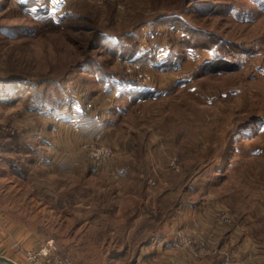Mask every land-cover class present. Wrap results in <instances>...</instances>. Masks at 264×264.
I'll list each match as a JSON object with an SVG mask.
<instances>
[{
  "label": "rangeland",
  "instance_id": "rangeland-1",
  "mask_svg": "<svg viewBox=\"0 0 264 264\" xmlns=\"http://www.w3.org/2000/svg\"><path fill=\"white\" fill-rule=\"evenodd\" d=\"M29 1L0 0V210L8 218H28L37 195L45 236L38 246L8 237V249L23 255L18 262L26 264L23 249L47 238L58 244L45 231L48 213L70 206L78 193L95 197L103 191L109 197L114 179L123 178L117 182L124 185L126 174L116 172L121 161L153 160L155 168H136L144 190L165 181L167 192L179 190L193 207L208 210L198 224L212 222L228 236L238 232L237 238L231 234L233 242L241 237L253 244L263 264L264 134L238 145L234 134L264 128V0ZM168 15L206 33L196 35L201 44L222 37L220 46L239 64L208 69L203 63L212 58L210 50L197 47L186 54L183 31L172 29ZM109 36L126 45L139 41L142 50L170 45L184 58L167 70L156 64L159 56L146 62L113 55L102 43ZM100 72L165 92L142 102H117L128 108L113 125L117 103L103 91ZM81 104L89 114L110 107L104 131L93 133L77 120ZM100 148L103 157L111 149L104 162L96 157ZM190 234L177 232L176 245L200 247ZM13 241L22 249H11Z\"/></svg>",
  "mask_w": 264,
  "mask_h": 264
},
{
  "label": "crops",
  "instance_id": "crops-1",
  "mask_svg": "<svg viewBox=\"0 0 264 264\" xmlns=\"http://www.w3.org/2000/svg\"><path fill=\"white\" fill-rule=\"evenodd\" d=\"M137 56L140 58L135 55L130 59ZM123 80L117 77L115 80L102 82L103 91L112 94L111 100L114 104L156 99L160 93L165 92L163 87H145L139 83L132 85L128 80ZM178 81L182 82L181 87L186 86L185 81ZM81 107L83 109H79L76 114L77 120L87 125L93 133L104 131V120L109 118L105 113L109 114L110 107H103L104 111H93L91 114L83 104ZM127 108L125 103H117L114 109L112 106L111 124L114 125L124 116ZM262 127L263 125L239 130V133L234 134V139H239L235 145L249 141L248 138L251 140L262 137ZM106 128L110 129L108 126ZM140 162L130 164L121 161L116 166L118 174H126L125 182L120 186L117 181L123 178L117 181L114 179L109 197L103 191L94 193L95 197H92L93 193H78L73 204L61 208L59 213H48L45 231L53 234L62 252L71 255L76 264H259L260 259L252 250L255 248L253 244L249 245L241 237L237 239L238 243L231 239V234L234 233L235 238L239 237L238 232H230L228 236L224 228L212 222L202 224L203 226L198 224L199 215L208 213V210L199 211L193 207L194 203L179 197V190L174 192L169 189L167 192L166 182L159 179L158 185L147 183L144 190L140 186L142 176L140 177L136 168L150 170L155 165L153 160ZM34 196L31 199L36 200V203L30 209L29 220H24L28 218L18 213L14 218H8L9 215L0 210V253L13 255L17 261L23 260V255L20 252L13 254L8 249L10 237L19 238L26 246H38L45 237L41 232L44 228L39 222V201L37 195ZM170 204L176 207L170 208ZM52 209L54 208H48L47 212ZM179 231L192 232L194 235H190L199 240L200 247L174 245Z\"/></svg>",
  "mask_w": 264,
  "mask_h": 264
},
{
  "label": "trees",
  "instance_id": "trees-1",
  "mask_svg": "<svg viewBox=\"0 0 264 264\" xmlns=\"http://www.w3.org/2000/svg\"><path fill=\"white\" fill-rule=\"evenodd\" d=\"M48 1L49 0H40L39 3L46 4ZM34 2L36 3L38 2V0L29 1V3H34ZM66 12L64 16H69V13ZM168 16H167V20L171 24L172 29L174 31H179V30L183 31L180 34V36L185 43L184 46L185 52L188 50H195L197 47H201L204 48L205 50H210L212 52V58L207 61H204L203 63V65H205L208 69L215 67L214 70H217L219 66L223 68L224 66L223 64L228 65L227 68H233L232 65L239 64L237 63L238 60L236 62L235 58L232 59L231 54L223 50L222 47L220 46L221 43L224 41L223 39H221L222 37L219 40H215L214 42L206 41L203 42L204 44H201L196 39V35L198 37L199 34L201 33L206 34V33L202 32L199 28H195L192 25L186 23V21L182 20L180 16L177 17L176 15H172V18L170 15ZM131 35L135 36V33L131 32ZM102 38L104 39L102 43H108V46H110L108 51L111 52L113 55H119L120 57H125V58L127 57L132 58L135 55H139L140 59L142 60L150 59L151 57L155 59L157 56H159V59L157 60L156 64L160 63L161 64L160 66L166 68L167 70H171L178 67L177 65L180 64V62L184 58L179 54V52L175 51L170 45H166V44L161 49L160 46L157 45V43H155L152 46L146 48L145 50H142V44H140L139 41H135L132 44L130 43V45H126L127 43L126 42L122 43L123 41H120L118 37L114 38L112 36H109V38L106 37L105 38L102 37ZM151 51L153 53H150ZM100 73L98 76V80H100L101 82L108 79L115 80L117 78V76L114 74H107L102 72ZM30 148L33 149L32 147Z\"/></svg>",
  "mask_w": 264,
  "mask_h": 264
},
{
  "label": "built area",
  "instance_id": "built-area-1",
  "mask_svg": "<svg viewBox=\"0 0 264 264\" xmlns=\"http://www.w3.org/2000/svg\"><path fill=\"white\" fill-rule=\"evenodd\" d=\"M75 128L78 129V126ZM110 151L111 149L108 148V151L105 153V157H103L102 148H100L96 154V157H101L104 162L109 156ZM189 241L191 243L190 239ZM174 245H176V241L174 242ZM10 248L15 250L22 249L18 241H13L10 243ZM23 250L26 264H72L68 258L60 254L59 246L53 238H47L39 247Z\"/></svg>",
  "mask_w": 264,
  "mask_h": 264
},
{
  "label": "water",
  "instance_id": "water-1",
  "mask_svg": "<svg viewBox=\"0 0 264 264\" xmlns=\"http://www.w3.org/2000/svg\"><path fill=\"white\" fill-rule=\"evenodd\" d=\"M0 264H21V263L6 255L0 254Z\"/></svg>",
  "mask_w": 264,
  "mask_h": 264
}]
</instances>
